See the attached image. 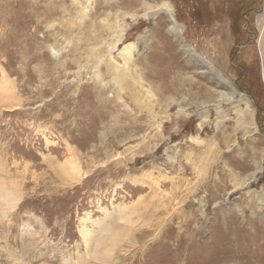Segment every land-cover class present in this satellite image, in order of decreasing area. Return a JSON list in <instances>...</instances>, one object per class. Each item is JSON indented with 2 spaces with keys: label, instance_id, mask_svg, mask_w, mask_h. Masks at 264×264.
<instances>
[{
  "label": "rangeland",
  "instance_id": "rangeland-1",
  "mask_svg": "<svg viewBox=\"0 0 264 264\" xmlns=\"http://www.w3.org/2000/svg\"><path fill=\"white\" fill-rule=\"evenodd\" d=\"M263 6L0 0V264H264Z\"/></svg>",
  "mask_w": 264,
  "mask_h": 264
},
{
  "label": "bare ground",
  "instance_id": "bare-ground-1",
  "mask_svg": "<svg viewBox=\"0 0 264 264\" xmlns=\"http://www.w3.org/2000/svg\"><path fill=\"white\" fill-rule=\"evenodd\" d=\"M137 2V1H136ZM145 3L143 2V13L141 14V16L146 15L147 13L149 14V12H154L156 13V15L159 14H163L168 22V33L175 39L176 42H178V45L181 47L182 50H184V52L186 54H188L191 59H194L195 63H199L200 69L203 70L204 73H207L208 75H206L207 77H209V79L217 84H219L221 86V89H223L224 92H218V98L216 99V104L214 105V107L219 106L221 103H232L233 101H242V99H240V94L238 96V99H235V91L233 89L232 86H230L226 81H224L223 78H221L219 76V74L214 73L213 71H210V68L208 66H206V63L203 62V60L200 59V57L195 53L194 50L190 49L184 41H182L181 38V32L180 31V27L178 28V26L176 25L177 22L175 20V17L173 15V10L171 9V7L168 5L167 2H162L161 4L157 5L156 7L154 6V8L152 7H148L147 5H144ZM117 6V5H116ZM126 7V6H125ZM174 9V8H173ZM85 10V9H84ZM147 10H149L148 12H146ZM263 11H264V6H263ZM132 13V12H131ZM118 15V14H117ZM259 19V18H258ZM262 19V20H261ZM260 20L262 21L259 26H260V36H259V45L261 47V49H264V16L263 13L260 17ZM260 20L258 21V23L260 22ZM112 24V23H111ZM124 25V24H123ZM123 27V26H122ZM126 27V26H125ZM117 28L119 30H122L121 28H119L117 26ZM126 29V28H125ZM259 29V28H258ZM116 31V30H115ZM183 33V32H182ZM116 38V37H115ZM133 49V45L131 44H127L122 48V51L120 53V55L122 56V60L125 64L128 63V61L131 59L130 55H131V51ZM133 53V52H132ZM101 59V58H100ZM190 59V60H191ZM264 59V58H263ZM122 62V61H121ZM123 64V63H122ZM124 66V65H123ZM196 66V65H195ZM116 67V66H115ZM114 67V68H115ZM117 68V67H116ZM125 68V67H124ZM262 70L264 71V60H263V64H262ZM202 73V74H204ZM264 75V74H263ZM228 91V92H225ZM247 101V100H246ZM246 103V102H245ZM242 117V116H241ZM243 122V121H242ZM245 123V122H244ZM252 124V123H251ZM157 125V124H156ZM249 126V125H248ZM247 127V126H246ZM255 174V172L252 174V176ZM1 197V196H0ZM3 199V198H2Z\"/></svg>",
  "mask_w": 264,
  "mask_h": 264
}]
</instances>
